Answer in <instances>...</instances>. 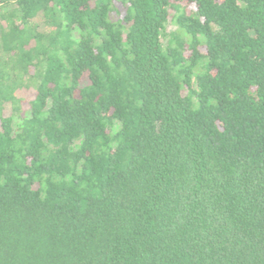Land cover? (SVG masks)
<instances>
[{
  "label": "trees",
  "instance_id": "obj_1",
  "mask_svg": "<svg viewBox=\"0 0 264 264\" xmlns=\"http://www.w3.org/2000/svg\"><path fill=\"white\" fill-rule=\"evenodd\" d=\"M0 264H264V0H0Z\"/></svg>",
  "mask_w": 264,
  "mask_h": 264
},
{
  "label": "rangeland",
  "instance_id": "obj_2",
  "mask_svg": "<svg viewBox=\"0 0 264 264\" xmlns=\"http://www.w3.org/2000/svg\"><path fill=\"white\" fill-rule=\"evenodd\" d=\"M177 29L176 25L173 23H170L168 26V32H173Z\"/></svg>",
  "mask_w": 264,
  "mask_h": 264
}]
</instances>
